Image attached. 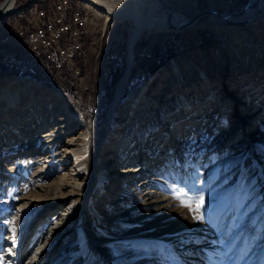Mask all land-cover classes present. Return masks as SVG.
<instances>
[{
  "label": "rangeland",
  "instance_id": "rangeland-1",
  "mask_svg": "<svg viewBox=\"0 0 264 264\" xmlns=\"http://www.w3.org/2000/svg\"><path fill=\"white\" fill-rule=\"evenodd\" d=\"M19 1L16 0L14 7ZM41 1L33 0L4 20L0 19V28L34 13ZM73 1L86 20L80 27L81 48L72 61L62 60V72L54 77L44 70L29 69L28 75H17L20 63H14L12 71L6 69L7 72L0 74V87L6 78L16 77L25 89L31 87L30 82H35L61 97H69L76 106L74 121L60 123L61 110L50 111L47 106L60 101L39 99L35 111L45 112L44 124L37 128V123L27 124L28 120L22 129L32 127L14 142L1 133L8 115L0 116V161L8 166V169L0 168V249L6 248L5 233L15 227V217L23 212L19 202L30 199V192L38 203L58 200L57 193L48 185L58 176L60 168L56 161L62 158L69 165L74 159L64 148L67 144L71 147L79 144L80 116L89 123L97 139L111 121L110 117L121 118L128 104L133 109L136 102L138 117L143 112L149 114L142 115L149 144L156 137L158 150L171 153L170 170L163 165L167 154L158 161L148 154L150 160L139 162L142 146L136 142L131 155L134 157L130 160L123 157L122 164L115 163L110 178L112 185L106 181L101 190L93 193L89 202L93 216L88 220V227L96 235H101L98 228L102 227L132 242L126 253L121 251V245H114L113 252L121 261L118 264H256L259 260L264 264V23L256 30L245 31L241 39L239 32L235 35L236 32L223 29L211 16L205 15L193 28L145 30L130 47L135 26L124 8L134 6L142 16L158 14L165 10L158 1L149 5L151 0H97L96 7L81 0ZM166 1L188 18L203 8L239 11L247 0ZM69 42L71 37L66 34L62 45ZM17 44L18 37H11L9 46ZM175 65L179 70L166 83ZM128 68L112 112L116 88ZM164 84L166 91L162 93ZM209 85L213 88L211 93ZM19 92L24 104L30 100L28 90ZM206 99L208 109L199 112L202 116L194 115ZM186 101L191 103L187 105ZM186 109H190L186 113L187 125L191 128L192 122H196L193 127H197L199 122L201 126L194 131L186 128L183 135H190L179 137L183 122L169 123L171 116L177 117ZM128 121H122L110 147H121L127 141ZM115 124L111 122L110 126L114 128ZM42 139L51 144L50 149L43 146ZM167 140H173L170 148L166 146ZM33 141V145H28ZM28 151L33 153L18 157V153ZM118 155L114 153L115 158ZM106 157L103 154L100 164L105 163ZM135 162L155 165L158 169L146 176V169H142L135 176L123 177L120 169L125 170ZM162 168L165 173L154 175ZM147 181L150 183L146 184ZM134 189L138 192L127 196ZM121 194L127 197L118 205ZM201 195L205 203L200 213L190 210L186 206L188 198ZM137 196L141 201L132 204ZM76 197L73 195L56 211L66 209L63 211L66 214L74 207L69 204L70 200ZM201 214L202 219L195 218ZM42 221L28 231L20 250L22 259L30 252L38 230L46 228L48 223L41 226ZM77 222L72 211L66 222L69 230L58 237L52 252L64 251L75 243ZM83 253L84 247L77 249V260Z\"/></svg>",
  "mask_w": 264,
  "mask_h": 264
},
{
  "label": "bare ground",
  "instance_id": "bare-ground-1",
  "mask_svg": "<svg viewBox=\"0 0 264 264\" xmlns=\"http://www.w3.org/2000/svg\"><path fill=\"white\" fill-rule=\"evenodd\" d=\"M81 1L85 2L90 6L96 7L94 2L97 0ZM154 1L155 0H151L149 5H151ZM156 1H158L162 6H164L160 0ZM3 2V0H0V6ZM15 3L16 0H6L0 7V14H5L7 11L13 9ZM32 6H35V2L32 4ZM97 9L101 12H105L103 8L97 7ZM124 10L126 11L127 15L133 20L135 26L133 33L130 37V47L133 42L140 36V34L145 30L156 31L158 29L167 28L169 30H184L193 28L196 25V22L199 20L198 19L195 22L187 25V27L185 28L171 29L167 25L166 8L158 14L150 13L147 16H142L134 6L127 5ZM221 13L224 16L223 18L213 13H210L207 16H211L212 19L216 21L215 23L218 22L223 27V29L231 30L232 33L236 32L235 35L237 34V32H239L238 34L242 39L245 37V31H248L249 29L256 30L261 23H264V0H250L249 3L245 4V6L239 11H221ZM5 18L1 19L4 20ZM186 19L187 16H185L184 14L177 13L173 9L172 20L174 21V23H182ZM223 24H228L229 26H224ZM11 37H18L19 43V36ZM11 37L9 38V40L11 39ZM246 68H248V66ZM178 70V67L175 65L174 72H171L168 75L167 79L165 80L166 83H168L172 77L176 76ZM128 71L129 68L126 71V74L123 76L122 81L116 88L110 108L112 109V112L114 111L115 105L121 94L122 86L124 84ZM22 73L28 75L29 68L23 70ZM202 73L205 74V72L203 71ZM164 76H166V73L164 74ZM30 83H32V85H30L31 87L25 89L24 87H22L19 78L10 77L6 78V83L2 84L0 87V116L3 114L8 115L6 125L3 126V130L1 133H5L6 136H8L9 139L13 142L17 139V137L20 138L22 135L24 136L25 131L27 129H30L32 127V124L37 123V128H41L42 124H44L46 118L45 112L40 113L35 111L36 104L38 103L39 99L41 100L45 98H50L53 99L51 101L54 102L60 101V103H47L48 109L50 111L61 110V116L59 117L60 123L66 121L71 124L72 121H74L73 114H75L76 112V106L73 100H71L67 96L61 97L55 91L46 89L38 83ZM211 86L212 85H209L208 88L209 93H211L213 90ZM20 90H28L30 92L29 94H31L30 100L28 102H25V104L24 101H21L20 96L22 94L19 92ZM165 91L166 85L164 84L161 87V92L164 93ZM183 98L186 99L184 95ZM159 99H161V96L159 97ZM190 103L189 101H186L187 105ZM201 103L202 104L200 105V108L194 113V115L196 116H202L203 114H199V112H205L206 109H208V106L206 105L207 99L205 101H201ZM133 104V109L131 108V104H128L127 108L121 112V118L112 119V117H110L111 121L106 125L105 129L100 133L97 139H95V134L90 129L89 123L84 119L83 116H80V121L82 122V125L81 128L78 130L79 144L75 145L74 147H71L66 143L67 145L64 148V151L68 150L72 153L74 159L71 164L66 165L67 163L65 161L62 162V158H59L56 161L57 166L60 168L58 176L57 178H55V181L53 183L48 185V187H51L50 189L53 190L52 192L57 193L58 200L52 203H38L39 201L37 202V199H34L36 198V196L30 192L28 194V198L30 199L22 200L19 202L18 207L19 209L23 210V212L20 216L18 215L15 217V227H11L10 230L6 231L5 233V243L3 245L6 246V248L0 249V264H21L22 261L24 262V264H71V262H75L77 264H118V262H121L117 260L118 257L113 252L114 245H121V251L126 253V251L128 250L127 248L132 246V242L127 240L126 236L114 235L112 234V232H108L102 227L98 228L101 231V235H96V233L88 227V220L93 216L92 210L89 207L90 199H92L91 197L96 190H101L105 186L104 182L109 181L110 184L112 183L110 178L113 175V168L115 163L119 165L120 163L122 164L125 158L130 160L132 157H134L131 156L132 149L136 146L137 143H139V145L141 144L142 146V150L139 156V162L149 159L148 154H151L154 158H157V161L159 158H162L164 154H167L166 158L164 159L163 165H165L166 167L164 169L170 170V162L172 160V156L169 151L166 152L158 150L157 143H155L157 140L156 137H154V139H152L151 141L152 143L149 144L150 141L146 138L145 130L142 125V115L146 117L149 114L143 112V114L141 113V115L138 117V115L135 114L136 112L134 108L136 102H134ZM261 106L262 103L257 106V109H259ZM192 108H194V106H192L190 109ZM190 109H186L183 112L179 113L177 117L171 116L169 124H176L181 121L183 122V131L181 132L178 130L179 137H181V133H185L186 128H190L187 125L188 122H186V119L188 117L186 113H188ZM257 109H255L254 111H256ZM26 110H29V113H24V111ZM152 110L154 112L156 111L155 109H151V111ZM214 111L215 108L213 112ZM28 114H30L29 117H25ZM196 116L193 118L198 119V117ZM35 119H37V122H33V120ZM28 120L30 121L28 122ZM123 120H129V136L127 138V141H123L121 143V147H110L109 143L114 140L115 133L118 131L120 126H122ZM26 122H28L27 124L31 125H26L27 127H25V129L23 130L22 128L24 127V124ZM111 122H116L114 128L110 126ZM195 123L196 122H192V127ZM191 128L190 130L194 131V127L193 129ZM14 131L16 132L14 133ZM42 143L44 147L49 149L51 148V144L45 143L43 139ZM33 144L34 141L32 143H29L28 145ZM171 144H173V140L171 142H168V145H166L167 148H170L169 146H171ZM102 149L104 153H102ZM32 153L33 151L31 153L29 151L18 153V157H28V155ZM114 153H118L119 155L115 158ZM67 154L69 153H66V155ZM103 154L107 155L106 161L105 163L100 164V159L102 158ZM63 167L64 169H62ZM0 168L8 169V166H6L5 162L1 160ZM142 169H146V172L141 171L145 172L146 176L150 175V173L148 172H155L158 167H155V165H139L137 162H135V164L128 165L125 170L124 168H121L120 171H123L121 173L123 174V177H128L132 175H137ZM164 169L162 168L161 170H159L158 173L156 172L154 175L157 176L161 173H165L166 171ZM80 172H82L81 176ZM148 183H150V181H147L146 184ZM76 186H78V189L75 188ZM42 188L44 187L42 186ZM136 190L137 189H134L127 196H132L134 192H138ZM73 195H76L77 197L74 200H70L69 204L72 206L74 205V207H70L67 210L68 212L66 214H63V211H65L66 209L59 210V212L56 211L57 209H59V206L64 204ZM121 195L122 197L119 199L118 205H120V203L125 200V197H127L123 196L124 194ZM140 201L141 200L138 196L134 197L132 204H138ZM54 211H56L55 213L57 214H52L55 216L51 218L52 215L50 216V213H53ZM72 211H74V216L78 220V226L75 230V243L69 246L64 251L62 250L52 252V246L56 241H58V237L64 234L67 230H69V224L66 225V222L68 216L72 214ZM40 221H42L41 226H44L46 223L48 224L46 228L41 227L38 230L39 233L37 238L35 237L34 239H32L33 242L30 252L27 256H25V258L23 257L22 259L20 255V250L24 245L26 239L25 237L30 228ZM13 228L15 229V241L11 239L13 235ZM80 247H84V253L77 260V249H79ZM256 264H262V261L259 260Z\"/></svg>",
  "mask_w": 264,
  "mask_h": 264
},
{
  "label": "built area",
  "instance_id": "built-area-1",
  "mask_svg": "<svg viewBox=\"0 0 264 264\" xmlns=\"http://www.w3.org/2000/svg\"><path fill=\"white\" fill-rule=\"evenodd\" d=\"M80 12L73 0H42L34 13L0 28V67L13 70L14 63H21L18 74L29 68L57 77L62 60L72 61L81 48L86 16ZM66 34L71 42L62 45ZM11 36H19L16 46H9Z\"/></svg>",
  "mask_w": 264,
  "mask_h": 264
},
{
  "label": "water",
  "instance_id": "water-1",
  "mask_svg": "<svg viewBox=\"0 0 264 264\" xmlns=\"http://www.w3.org/2000/svg\"><path fill=\"white\" fill-rule=\"evenodd\" d=\"M33 0H20L16 6L7 11L5 14H0V19L1 18H5L7 15L13 13L16 9H18L21 6H24V4H29L31 3ZM162 2V4L165 6V8L167 9V25L169 28L173 29V28H185L187 27V25L195 22L196 20L200 19L201 17L208 15L210 13L216 14L220 17H224L221 13V11L219 10H212L210 8H203L201 10H198L197 12H195L194 14L190 15L185 21H183L182 23H174V21L172 20V15H173V8L172 6L166 1V0H160ZM250 0H247L245 2V4H248Z\"/></svg>",
  "mask_w": 264,
  "mask_h": 264
},
{
  "label": "snow or ice",
  "instance_id": "snow-or-ice-1",
  "mask_svg": "<svg viewBox=\"0 0 264 264\" xmlns=\"http://www.w3.org/2000/svg\"><path fill=\"white\" fill-rule=\"evenodd\" d=\"M193 203L195 204V207L194 208L192 206ZM204 203H205L204 196L201 195L198 198H188V202H187V205L186 206H188L190 210L195 211L197 213H200V209L204 206ZM195 218L196 219H202L203 216L201 214V215H197ZM12 231H13V235H12L11 239L13 241H15V229L13 228ZM10 251H11V249H10ZM37 251H39V250H37Z\"/></svg>",
  "mask_w": 264,
  "mask_h": 264
},
{
  "label": "trees",
  "instance_id": "trees-1",
  "mask_svg": "<svg viewBox=\"0 0 264 264\" xmlns=\"http://www.w3.org/2000/svg\"><path fill=\"white\" fill-rule=\"evenodd\" d=\"M137 44V42L135 43V45ZM123 47V44H122V46H121V48ZM4 72H7V70H6V68H1L0 67V74H3Z\"/></svg>",
  "mask_w": 264,
  "mask_h": 264
}]
</instances>
